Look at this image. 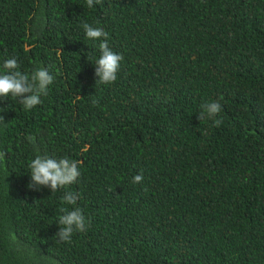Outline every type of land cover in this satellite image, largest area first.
Masks as SVG:
<instances>
[{"label": "trees", "instance_id": "16d2710c", "mask_svg": "<svg viewBox=\"0 0 264 264\" xmlns=\"http://www.w3.org/2000/svg\"><path fill=\"white\" fill-rule=\"evenodd\" d=\"M84 23L123 56L114 83L96 84ZM13 56L54 81L30 111L0 98V264H264V0H0ZM209 101L219 127L197 119ZM37 154L80 177L29 190ZM65 191L91 220L71 243Z\"/></svg>", "mask_w": 264, "mask_h": 264}, {"label": "clouds", "instance_id": "9594fccd", "mask_svg": "<svg viewBox=\"0 0 264 264\" xmlns=\"http://www.w3.org/2000/svg\"><path fill=\"white\" fill-rule=\"evenodd\" d=\"M100 0H86L87 6L91 9ZM84 33L89 40L101 41L99 44L100 55L95 60L96 84L108 85L117 80L123 56L114 52L108 44L109 34L100 27H94L89 23L82 25ZM16 57L6 59L0 65V98L9 96L17 99L25 111H30L42 103V96L48 94L49 86L53 83L54 77L44 67L34 68L31 74L23 72ZM201 111L197 115L199 121L205 119L213 120L214 126L219 127L223 121L216 117L222 111L219 101H209L200 105ZM3 121V118L0 117ZM26 139L35 144L36 138L28 136ZM5 155L0 152V157ZM31 183L29 190L38 191L41 188H49L52 193L65 189L74 184L81 173L79 171L80 161L69 156L53 158L46 154H37L29 162ZM143 174L135 175L132 183H142ZM80 195L74 191H65L61 197L62 204L72 206L61 207L58 217L59 230L54 239L60 243H71L75 232H85L91 225L90 218H87L83 210L77 206ZM55 264V262H53Z\"/></svg>", "mask_w": 264, "mask_h": 264}]
</instances>
